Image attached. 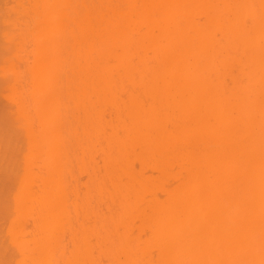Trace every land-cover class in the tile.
I'll use <instances>...</instances> for the list:
<instances>
[{
  "label": "bare ground",
  "instance_id": "6f19581e",
  "mask_svg": "<svg viewBox=\"0 0 264 264\" xmlns=\"http://www.w3.org/2000/svg\"><path fill=\"white\" fill-rule=\"evenodd\" d=\"M0 264H264V0H0Z\"/></svg>",
  "mask_w": 264,
  "mask_h": 264
}]
</instances>
